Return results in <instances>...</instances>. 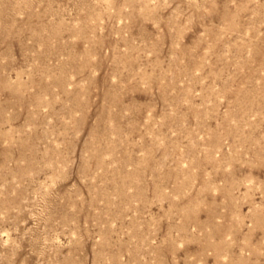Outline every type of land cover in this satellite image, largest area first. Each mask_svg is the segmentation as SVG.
Here are the masks:
<instances>
[{
	"label": "rangeland",
	"instance_id": "1",
	"mask_svg": "<svg viewBox=\"0 0 264 264\" xmlns=\"http://www.w3.org/2000/svg\"><path fill=\"white\" fill-rule=\"evenodd\" d=\"M0 264H264V0H0Z\"/></svg>",
	"mask_w": 264,
	"mask_h": 264
},
{
	"label": "bare ground",
	"instance_id": "2",
	"mask_svg": "<svg viewBox=\"0 0 264 264\" xmlns=\"http://www.w3.org/2000/svg\"><path fill=\"white\" fill-rule=\"evenodd\" d=\"M101 14V13H100ZM114 91V90H113ZM116 94V93H115ZM113 96H114V94H113Z\"/></svg>",
	"mask_w": 264,
	"mask_h": 264
}]
</instances>
